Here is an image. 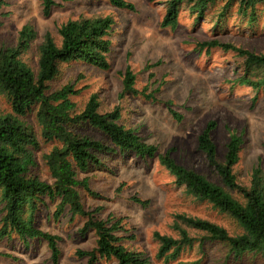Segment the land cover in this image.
<instances>
[{
  "label": "trees",
  "instance_id": "16d2710c",
  "mask_svg": "<svg viewBox=\"0 0 264 264\" xmlns=\"http://www.w3.org/2000/svg\"><path fill=\"white\" fill-rule=\"evenodd\" d=\"M69 2L72 0H62ZM119 9L136 11L129 0H109ZM156 1V0H152ZM161 26L177 31L184 12H190L195 26L208 15L211 7L221 0H165ZM46 15L59 3L42 0ZM237 10L242 27L256 30L264 25V0H226L216 25H227L228 14ZM116 19L112 15L70 19L58 28L57 36L47 32L38 47V67L28 60L37 42L38 29L27 23L20 30L17 44L0 48V243L18 236L29 246L32 241L45 242L51 250L54 264L62 257L61 237L38 227V216L49 202H59L55 217L68 211L74 218L84 219L78 230L80 237L94 234L96 245L78 249L74 253L85 264H150L143 253L129 249L118 232L125 228L123 220L114 216L101 219L97 211L89 210L83 192L97 197L88 178H81L92 168L106 167V158L121 154H135L143 159H157L175 184L199 204L231 216L237 224L235 231L208 218L181 212L174 216V234L155 233L159 255L177 260L182 252L196 243H220L229 249V256L237 261L244 258L264 260V165L262 161L250 172V182L242 183L236 174L241 161L244 139L233 133L224 156L213 138L217 122L211 121L199 136V149L207 156L220 176V183L176 161L171 151L163 153L159 147L146 142L132 127L123 122V108L118 106L105 112L99 93L81 104L75 97L81 95L73 83L55 89L53 82L62 73L65 64L86 63L102 71L111 69L112 35ZM196 49H221L244 58V74L234 80L239 86L256 91L264 89V51L220 38L197 39ZM121 99L133 96L157 101L150 87L139 89L137 74L128 66L122 72ZM173 116L183 115L171 109ZM34 119V121H32ZM90 128L101 133L107 141L86 132ZM42 140L52 143V149L43 154V160L52 176L49 182L40 176L38 152ZM135 200L147 205L141 198Z\"/></svg>",
  "mask_w": 264,
  "mask_h": 264
},
{
  "label": "rangeland",
  "instance_id": "374dc122",
  "mask_svg": "<svg viewBox=\"0 0 264 264\" xmlns=\"http://www.w3.org/2000/svg\"><path fill=\"white\" fill-rule=\"evenodd\" d=\"M50 15H46L42 0H0V48L17 44L23 26L32 23L38 29V40L29 52L28 60L38 67V45L47 32L57 35L59 26L81 17L93 18L112 15L116 19L113 31L111 69L99 68L81 62L65 64L61 76L53 82L54 88L73 83L81 95L75 97L84 104L94 93L103 100V110L123 108V122L134 128L142 138L157 145L161 152L171 151L176 161L220 183V176L207 156L199 149V136L211 121L217 122L213 138L223 157L231 135L244 139L241 161L236 168L242 183L250 182V172L260 161L264 165V89L256 91L239 86L234 80L244 74V58L221 49L200 51L197 39L220 38L223 41L245 45L264 51L263 22L251 30L242 27L237 10L228 14L227 25H216L226 0L211 7L208 15L195 26L194 17L184 12L181 26L171 31L161 26L165 0H129L136 11L114 7L109 0H56ZM132 67L137 74V86L156 92L157 101L133 96L120 98L122 72ZM171 109L183 115L178 121ZM34 121V119H32ZM86 132L104 141L107 139L90 128ZM52 143L42 140L38 152L36 172L51 182L52 176L43 160ZM88 178L100 195L83 192L89 210L97 211L101 219L114 216L123 220L125 228L118 232L129 249L143 253L150 264H264L260 258L241 261L229 256V249L216 242H206L182 252L177 260L159 255L155 233L174 234L172 225L177 213L187 212L208 218L230 231L237 229L236 221L208 204L193 202L178 187L174 178L157 159H143L135 154L112 155L106 158V167L92 168L81 173ZM135 198L147 201L138 203ZM49 202L38 216V227L61 237L62 257L59 264H85L74 255L78 249L96 245L94 234L80 237L77 233L84 219L64 213L55 217L57 202ZM51 250L45 242L34 240L26 246L18 236L0 243V264H54ZM103 264H115L103 262Z\"/></svg>",
  "mask_w": 264,
  "mask_h": 264
}]
</instances>
